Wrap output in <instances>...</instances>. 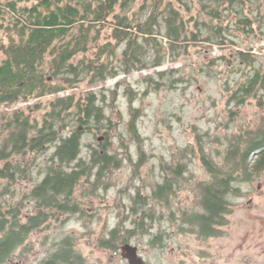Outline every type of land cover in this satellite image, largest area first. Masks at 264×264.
<instances>
[{
	"label": "trees",
	"instance_id": "trees-1",
	"mask_svg": "<svg viewBox=\"0 0 264 264\" xmlns=\"http://www.w3.org/2000/svg\"><path fill=\"white\" fill-rule=\"evenodd\" d=\"M139 1L0 0V30L6 37V42L0 43V107L36 99L28 104V110L0 113V180L7 179L9 185L20 178L31 181L34 173L39 178L18 202L7 208L0 204V264L30 233L47 228L50 221L60 220L62 215L78 212L80 202L75 191L86 190L84 195L97 192L105 172L120 164V159L106 148L101 153L93 148L87 156L82 155L83 130L79 126L85 131L103 132L105 140L100 144L105 147L107 132L102 130L111 119L104 113V88H73L80 87L81 81L104 84L120 74L149 68L155 69L154 73L140 77L147 90H157L161 85L173 87L183 80L172 77L175 69L157 71L167 56L177 60L180 48L187 50L204 43L227 47L235 43L236 31L243 35L252 31L253 19L242 13L246 0ZM262 55L260 59L247 46L220 57L236 61L238 71L246 70L235 87L226 83L229 103L241 105L248 97H255L257 104H264ZM111 92L114 100L117 92ZM132 92L127 86L124 94L131 97ZM131 113L128 130L139 141L134 119L137 110L131 108ZM47 151L51 154L45 164L37 167L38 158ZM183 151L194 150L189 145ZM199 154L208 179L196 183L198 204L195 210L182 211V222L188 232L205 239L222 235L221 228L232 212L229 196H241L239 185L264 170V124L229 136L221 163L210 159L201 147ZM177 161L161 163L162 181L149 196L138 191L131 198V211L139 217L134 219V228L125 231L127 234L135 230L143 234L158 213L164 217L157 206H169L186 169L185 163ZM24 200H29L33 211L23 220ZM161 232L150 237L152 246L163 244ZM124 236L119 226L114 227L106 237H100L99 246L116 250L118 240L127 241ZM75 242L73 235L62 236L58 249L43 264H83Z\"/></svg>",
	"mask_w": 264,
	"mask_h": 264
},
{
	"label": "rangeland",
	"instance_id": "rangeland-1",
	"mask_svg": "<svg viewBox=\"0 0 264 264\" xmlns=\"http://www.w3.org/2000/svg\"><path fill=\"white\" fill-rule=\"evenodd\" d=\"M242 13L253 19L252 31L248 35L236 31L234 44L222 48L218 44L204 43L187 50L180 48L177 60L167 56L157 71L175 69L172 77L183 80L173 87L161 85L157 90H147L140 77L154 73L155 69L149 68L120 74L104 84L88 85L81 81L80 87L73 88V91L104 88V113L111 119V124L102 130L107 132L105 147L100 144L105 140L103 132L80 129L84 142L82 155L87 156L93 148L100 153L106 148L120 159V164L105 172L101 178L102 187L97 192L84 195L86 190L82 192L78 188L75 191L80 202L78 212L62 215L60 220L50 221L47 228L30 233L5 264H40L66 234L76 237L75 249L83 264H128L120 254V246L126 242L137 245L150 264H264V170L251 181L239 185L241 196H229L232 212L227 216L228 223L221 228L222 235L203 239L188 232L187 224L182 222V211L195 210L198 204L196 183L208 179L200 161V147L210 159L221 163L229 136L264 124V104H257L255 97H248L241 105L229 103L230 94L225 89L226 83L233 88L237 81L243 80L242 74L246 70L238 71L237 62L221 59L223 54L232 53V49L245 50L247 46L260 59L264 53V0H246ZM2 42H6V37L0 30ZM163 42L166 43V39ZM2 58L0 50V60ZM127 86L133 91L131 97L124 94ZM111 91L117 92L114 100ZM48 98L50 96L42 100ZM35 101H17L2 106L0 113H10L18 108L28 110V104ZM131 108L137 110L134 119L139 141L128 130V122L133 119ZM71 128L69 126L67 130ZM99 137H102L101 141H98ZM189 145L194 151L184 152ZM50 154L51 151L43 153L37 167L44 165ZM177 160L185 163L186 169L169 206H157L164 217L158 213L156 220L146 225L149 232L141 234L135 230L134 234H127L125 231L133 229L134 219L139 217L131 211V198L138 191L149 196L156 183L162 181L161 163L176 164ZM37 177L34 173L31 181L20 178L9 185L7 179L0 180L3 208L18 202L39 180ZM28 201L24 200L22 205L23 220L25 213L33 211ZM153 203L156 201L152 200ZM118 226L127 241L118 240L116 250L99 246L100 237H106L110 229ZM160 230L163 231V244L152 246L149 239Z\"/></svg>",
	"mask_w": 264,
	"mask_h": 264
},
{
	"label": "water",
	"instance_id": "water-1",
	"mask_svg": "<svg viewBox=\"0 0 264 264\" xmlns=\"http://www.w3.org/2000/svg\"><path fill=\"white\" fill-rule=\"evenodd\" d=\"M81 129V126H79ZM102 137L98 138V141H101ZM121 257L126 259L129 264H144L142 257L137 252V246L132 245L129 242H126L120 246Z\"/></svg>",
	"mask_w": 264,
	"mask_h": 264
},
{
	"label": "flooded vegetation",
	"instance_id": "flooded-vegetation-1",
	"mask_svg": "<svg viewBox=\"0 0 264 264\" xmlns=\"http://www.w3.org/2000/svg\"><path fill=\"white\" fill-rule=\"evenodd\" d=\"M26 216H27V213L24 214V217H25V218H26ZM154 235H155V234H154ZM56 244H57V243H56ZM136 246H137V245H136ZM57 249H58V244H57V247H56V249H55L54 251H56ZM137 252H138V254L142 257V259H143V261H144V264H150L149 261L145 259V257L143 256V254H142L141 251L139 250V247H138V246H137ZM49 256H50V255H49ZM49 256H47L45 259H43V260L41 261L40 264H43V261H45L46 259H48ZM9 259H10V258L6 259V261H5L3 264H5ZM125 260H126V259H125ZM126 261H127V260H126ZM127 263H128V261H127ZM128 264H129V263H128ZM154 264H156V263H154Z\"/></svg>",
	"mask_w": 264,
	"mask_h": 264
}]
</instances>
